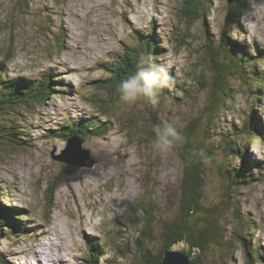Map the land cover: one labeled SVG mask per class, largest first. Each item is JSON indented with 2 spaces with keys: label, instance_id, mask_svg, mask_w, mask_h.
Wrapping results in <instances>:
<instances>
[{
  "label": "rangeland",
  "instance_id": "1",
  "mask_svg": "<svg viewBox=\"0 0 264 264\" xmlns=\"http://www.w3.org/2000/svg\"><path fill=\"white\" fill-rule=\"evenodd\" d=\"M247 1L241 17L242 33L248 43L264 47V0ZM214 2L209 21L218 37L227 0ZM181 3L182 0H0V61L6 63L8 75L40 78L47 71L62 75V86H58L55 97L38 106L35 118L30 119L35 125L43 122L42 126L28 129L34 144L22 147L6 142L0 148L3 196L7 202L24 207V218L31 216L32 221L30 234L16 244L6 238L0 243L1 251L13 264H47V258L51 264H90L86 252L99 240L106 247L100 264H153L150 260L160 254L165 231L162 224L174 220L179 209L183 163L174 151L162 159L150 150L153 127L172 122L184 137L196 126L197 138L201 139L203 127L212 117L217 119L213 131L227 133L234 124L243 123L244 107L249 101V96L240 93L229 112L219 118L217 113H207L210 87L199 89L193 84L208 68L209 61L202 19L192 25L180 20L177 13ZM154 23L165 37L177 32V25L190 32V43L169 46L162 60L171 63V70L185 81L183 86H190V97L177 91L182 101H165L158 122L145 100L131 107L118 105L109 109L100 118L111 122V132L84 140L83 147L90 151L86 165L54 160L51 151L56 146L57 152H62L68 141L44 138L47 129L63 121L65 111L73 116L99 115V105L90 98H94L96 90L93 81L107 75L103 69L106 59L123 51L134 30H144ZM196 67L199 70L195 73ZM207 79L211 82L210 72ZM262 106L264 120V100ZM10 113L12 110L1 112L0 120ZM250 145L249 156L264 160V138ZM209 164L205 204L215 206L225 195L224 181L215 164ZM257 176L238 191L237 202L241 205L245 236L258 245L264 264V172ZM233 211L221 214L228 229L224 240L228 247H211L205 257L208 264H249L247 248L237 239V233L242 232L240 219ZM246 217L253 223L252 230ZM148 219L156 221L154 240L146 239L143 247L140 229ZM0 264H5L1 258Z\"/></svg>",
  "mask_w": 264,
  "mask_h": 264
},
{
  "label": "trees",
  "instance_id": "2",
  "mask_svg": "<svg viewBox=\"0 0 264 264\" xmlns=\"http://www.w3.org/2000/svg\"><path fill=\"white\" fill-rule=\"evenodd\" d=\"M247 3V0H227V12L218 37L214 35L209 21L215 6L214 0H182V8L177 13L180 20L184 19L191 25L202 19L209 61L208 68L193 84L196 83L195 86L199 89L210 87L207 113H217L219 118L223 113L229 112V108L235 107L236 96L240 93L249 96V101L244 107L246 118L240 125L234 124L227 133H216L212 126L217 119L211 117L203 127V138H197L198 127L195 126L189 135L185 133L183 141L173 149L183 163L179 209L174 220L164 221L162 224L165 229L164 244L160 254L150 260L153 264L162 262L166 249L185 243L198 251L193 264H208L205 257L211 247H228L224 243L228 229L222 223L221 214L229 210H234L235 217L240 219L238 226L242 232L237 233V239H241L247 248L249 264L263 263L258 245L252 244L245 236L247 234L242 223L241 205L237 202L238 191L257 180V174L264 172V160H254L249 156L250 142L264 138V120L260 114L264 100V47L248 43L242 33L241 17ZM187 30L186 28L182 31L177 25V32L173 31L169 37L161 35L162 32L157 31L155 23L144 30H134L128 44H124L123 51L106 59L103 69L107 75L93 81V89L96 90L93 93L94 98L90 100L99 105L100 114L73 116L65 111V119L47 129L44 138L68 141L76 136L86 140L95 135L104 137L109 134L113 129L111 122L102 121L100 117L119 105L117 88L120 81L136 69L141 56L151 54L155 61L160 62L166 56L169 46L190 43V32ZM58 39L60 40V37ZM5 64L0 61V113L12 110V116L0 120V148L6 142L22 147L30 146L35 141L30 139L32 133L28 129L43 124L40 122L35 125L30 119L35 118L38 106L46 103L50 97H55V91L62 86V75L47 71L40 78L10 77ZM198 70L196 67L195 73ZM208 72L211 82L207 79ZM169 75L172 89H164L159 94L158 104L152 105L145 100L147 109L153 113L156 122L159 121L158 116L162 115V105L165 101H182L177 91L190 97V86H183L185 81H180L174 70H171ZM201 150L202 155L198 154ZM209 162L215 164L219 177L224 181L225 195L215 206L205 204ZM23 208L7 202L0 188V243L4 238L13 239L10 242L13 245L25 234H30L31 216L24 218ZM245 219L249 230H252L253 223H250L247 217ZM154 224L156 221L148 219L140 229L139 241L143 247L146 239L154 240ZM96 242L90 245L89 253L86 252L90 264H100L106 248L100 240ZM0 258L5 264H13L1 248Z\"/></svg>",
  "mask_w": 264,
  "mask_h": 264
},
{
  "label": "clouds",
  "instance_id": "3",
  "mask_svg": "<svg viewBox=\"0 0 264 264\" xmlns=\"http://www.w3.org/2000/svg\"><path fill=\"white\" fill-rule=\"evenodd\" d=\"M171 68L170 62H157L151 54L141 56L136 69L118 85L119 106L131 107L143 100L157 105L159 94L164 89H172L169 75ZM152 130L154 137L150 143V150L162 159L167 158L184 139L181 131L172 122L164 121L155 125ZM198 154L202 155V150Z\"/></svg>",
  "mask_w": 264,
  "mask_h": 264
},
{
  "label": "water",
  "instance_id": "4",
  "mask_svg": "<svg viewBox=\"0 0 264 264\" xmlns=\"http://www.w3.org/2000/svg\"><path fill=\"white\" fill-rule=\"evenodd\" d=\"M83 143V139L74 136V138L68 140L67 146L62 152L58 153V149L55 146L51 151V156L54 160L62 163L84 166L88 163L87 159L90 158V151L83 147ZM197 254L198 251L188 243L177 245L165 250L160 264H193V259Z\"/></svg>",
  "mask_w": 264,
  "mask_h": 264
},
{
  "label": "bare ground",
  "instance_id": "5",
  "mask_svg": "<svg viewBox=\"0 0 264 264\" xmlns=\"http://www.w3.org/2000/svg\"><path fill=\"white\" fill-rule=\"evenodd\" d=\"M210 24V23H209ZM253 250V249H252ZM253 253V252H252ZM43 261V260H42ZM44 261H47L48 263L47 264H51V262H50V260L47 258V260L46 259H44ZM43 261V262H44Z\"/></svg>",
  "mask_w": 264,
  "mask_h": 264
}]
</instances>
